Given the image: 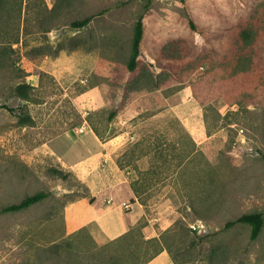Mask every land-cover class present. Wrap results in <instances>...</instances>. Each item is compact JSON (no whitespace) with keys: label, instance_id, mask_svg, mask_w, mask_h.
<instances>
[{"label":"rangeland","instance_id":"374dc122","mask_svg":"<svg viewBox=\"0 0 264 264\" xmlns=\"http://www.w3.org/2000/svg\"><path fill=\"white\" fill-rule=\"evenodd\" d=\"M119 136L111 156L138 202L121 206L126 232L67 230L71 201L114 202L97 153ZM251 212L263 213L254 240L225 226ZM154 251L264 264V0H0V264H148Z\"/></svg>","mask_w":264,"mask_h":264},{"label":"crops","instance_id":"0c3cea01","mask_svg":"<svg viewBox=\"0 0 264 264\" xmlns=\"http://www.w3.org/2000/svg\"><path fill=\"white\" fill-rule=\"evenodd\" d=\"M184 122L189 134L201 133L204 129L203 123L198 119ZM125 137H115L111 140L99 142L97 155H102L107 163V168L97 169L102 179V188L110 189V198L113 203H106L105 198L97 197L95 204L89 199L81 198L71 201L64 209V219L66 228L69 231L78 230L86 225H92L106 240L115 239L126 232L127 223L125 213L122 210L123 204L136 205L137 198L131 188L125 171L115 162L111 156V151L119 150L125 144ZM95 195H93L94 197ZM148 264H172L168 253L161 251L153 257Z\"/></svg>","mask_w":264,"mask_h":264},{"label":"trees","instance_id":"16d2710c","mask_svg":"<svg viewBox=\"0 0 264 264\" xmlns=\"http://www.w3.org/2000/svg\"><path fill=\"white\" fill-rule=\"evenodd\" d=\"M149 1V0H147ZM90 20V17H85L84 19L73 22V26H84L85 24L88 23ZM143 34H144V21H143V15H140L134 25V30H133V37H132V42H131V53L129 56V60L127 63V67L129 70H133L136 67L137 64V59L141 55V43L143 39ZM28 88H30L29 84H19L16 87V93L23 99H26L28 97ZM2 107H5L2 105ZM6 108V107H5ZM11 110V109H8ZM26 118V117H24ZM54 172L61 173L60 170L58 169H52ZM63 176H66L67 173H62ZM47 192L44 191H38L34 194L27 195L23 199H21L17 203H13L10 205H7L3 207L1 210L3 212H9V211H18L21 209H24L32 204H35L45 197H47ZM95 197H90L89 202L92 203L94 201ZM236 223H244L250 226V234L249 238L251 240H254L258 234L261 231V228L263 226V213L262 212H251V213H243L237 218L230 220L226 223L225 226H230ZM160 251V250H158ZM158 251H154V253L148 255L147 261L150 260L152 257H154Z\"/></svg>","mask_w":264,"mask_h":264}]
</instances>
